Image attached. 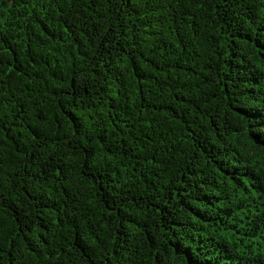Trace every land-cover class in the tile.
<instances>
[{
    "label": "trees",
    "instance_id": "1",
    "mask_svg": "<svg viewBox=\"0 0 264 264\" xmlns=\"http://www.w3.org/2000/svg\"><path fill=\"white\" fill-rule=\"evenodd\" d=\"M0 264H264V0H0Z\"/></svg>",
    "mask_w": 264,
    "mask_h": 264
}]
</instances>
